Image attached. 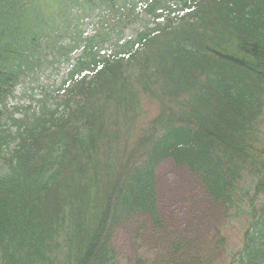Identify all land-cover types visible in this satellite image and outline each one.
Returning a JSON list of instances; mask_svg holds the SVG:
<instances>
[{
  "label": "trees",
  "instance_id": "obj_1",
  "mask_svg": "<svg viewBox=\"0 0 264 264\" xmlns=\"http://www.w3.org/2000/svg\"><path fill=\"white\" fill-rule=\"evenodd\" d=\"M166 160L214 205L191 240ZM145 245L133 264H264V0H0V264Z\"/></svg>",
  "mask_w": 264,
  "mask_h": 264
},
{
  "label": "rangeland",
  "instance_id": "obj_2",
  "mask_svg": "<svg viewBox=\"0 0 264 264\" xmlns=\"http://www.w3.org/2000/svg\"><path fill=\"white\" fill-rule=\"evenodd\" d=\"M130 35L131 29L126 31V36ZM54 81L46 79L45 83H52L51 85L55 87V84L59 83V78ZM30 93H37V96H40L39 91L35 89L30 90ZM58 94L61 95L62 92L59 91ZM157 187L160 212L167 235L186 240L200 235L209 224L208 219L214 205L199 182L186 170L176 167L171 160H166L157 168ZM239 229V223H236L227 232L230 245L238 241ZM160 249L161 247L155 249L154 246L145 245L137 253L132 248L123 246L117 264H133L137 255L153 258Z\"/></svg>",
  "mask_w": 264,
  "mask_h": 264
}]
</instances>
